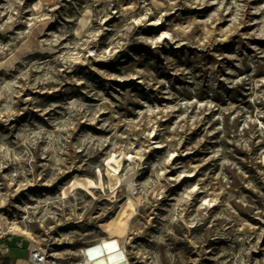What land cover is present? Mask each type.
Listing matches in <instances>:
<instances>
[{
    "label": "rangeland",
    "instance_id": "374dc122",
    "mask_svg": "<svg viewBox=\"0 0 264 264\" xmlns=\"http://www.w3.org/2000/svg\"><path fill=\"white\" fill-rule=\"evenodd\" d=\"M130 175V264H264V0H0L12 232L74 264Z\"/></svg>",
    "mask_w": 264,
    "mask_h": 264
},
{
    "label": "bare ground",
    "instance_id": "6f19581e",
    "mask_svg": "<svg viewBox=\"0 0 264 264\" xmlns=\"http://www.w3.org/2000/svg\"><path fill=\"white\" fill-rule=\"evenodd\" d=\"M87 24L88 18L86 16H82L79 20V28H84ZM124 160H127L128 164L139 165V158L137 156L127 155L124 152L112 153L106 160V172L109 182L108 188L111 191L117 188V185L121 181L120 171L122 168V161ZM126 181L129 182V184L124 189L122 197L118 200L116 208L114 209L110 218L101 225V227L104 229L105 236L101 237L97 242L83 246L81 248L83 258L74 264H90L84 257V248L94 245L99 241L112 238L116 239L119 248L122 251L123 258L121 259L123 260V264H130L125 249V238L128 232L130 220L136 213V208L139 207L144 201L145 195L137 186H134L132 175H130ZM121 259L118 257H111L110 260L107 258L104 260L106 264H116L120 262ZM45 264L51 263L46 260Z\"/></svg>",
    "mask_w": 264,
    "mask_h": 264
},
{
    "label": "crops",
    "instance_id": "0c3cea01",
    "mask_svg": "<svg viewBox=\"0 0 264 264\" xmlns=\"http://www.w3.org/2000/svg\"><path fill=\"white\" fill-rule=\"evenodd\" d=\"M2 243L4 251L0 256V264H31L29 250L33 241L28 235L16 231Z\"/></svg>",
    "mask_w": 264,
    "mask_h": 264
},
{
    "label": "water",
    "instance_id": "95a60500",
    "mask_svg": "<svg viewBox=\"0 0 264 264\" xmlns=\"http://www.w3.org/2000/svg\"><path fill=\"white\" fill-rule=\"evenodd\" d=\"M106 245H112L113 250L108 251ZM105 256V257H104ZM84 257L90 264H106L105 258H123V254L115 238L99 241L98 243L84 248ZM116 264H123V260Z\"/></svg>",
    "mask_w": 264,
    "mask_h": 264
},
{
    "label": "built area",
    "instance_id": "2783aa9c",
    "mask_svg": "<svg viewBox=\"0 0 264 264\" xmlns=\"http://www.w3.org/2000/svg\"><path fill=\"white\" fill-rule=\"evenodd\" d=\"M12 233V228L7 223V213L0 208V256L4 251L2 241ZM46 259L47 256L44 248L33 242L29 250L31 264H45Z\"/></svg>",
    "mask_w": 264,
    "mask_h": 264
},
{
    "label": "snow or ice",
    "instance_id": "6c2138e0",
    "mask_svg": "<svg viewBox=\"0 0 264 264\" xmlns=\"http://www.w3.org/2000/svg\"><path fill=\"white\" fill-rule=\"evenodd\" d=\"M207 203V202H205ZM107 248L108 251H112L113 250V246L112 245H106L105 246Z\"/></svg>",
    "mask_w": 264,
    "mask_h": 264
}]
</instances>
